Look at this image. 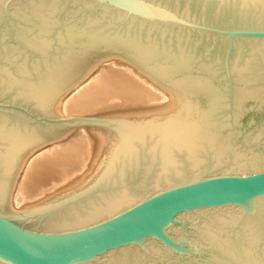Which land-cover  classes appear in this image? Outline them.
Listing matches in <instances>:
<instances>
[{"label":"water","instance_id":"water-1","mask_svg":"<svg viewBox=\"0 0 264 264\" xmlns=\"http://www.w3.org/2000/svg\"><path fill=\"white\" fill-rule=\"evenodd\" d=\"M0 264H264V0H0Z\"/></svg>","mask_w":264,"mask_h":264}]
</instances>
